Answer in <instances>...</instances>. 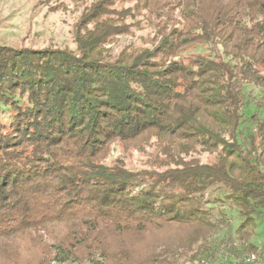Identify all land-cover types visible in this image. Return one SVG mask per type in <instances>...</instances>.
<instances>
[{"label":"trees","instance_id":"trees-1","mask_svg":"<svg viewBox=\"0 0 264 264\" xmlns=\"http://www.w3.org/2000/svg\"><path fill=\"white\" fill-rule=\"evenodd\" d=\"M77 1L75 49L0 44V264H259L264 0Z\"/></svg>","mask_w":264,"mask_h":264},{"label":"rangeland","instance_id":"rangeland-1","mask_svg":"<svg viewBox=\"0 0 264 264\" xmlns=\"http://www.w3.org/2000/svg\"><path fill=\"white\" fill-rule=\"evenodd\" d=\"M82 9L83 4L77 0H0V44L16 48L75 49L74 27ZM147 31V29L137 30L136 37H129L128 41H139L137 37L146 35ZM254 94L259 96L256 99H260L263 95L259 90H255ZM260 113L264 117V108L261 107ZM150 152H153V148H147V146L144 151L134 145L116 144L110 150L109 156L113 161L125 163L131 168H140L149 165L146 162V156ZM197 158L206 163L213 161L215 155L203 153ZM216 194L211 192L210 197L214 198ZM215 209L218 217L222 216L221 211H225L229 222L210 240L214 246L222 243L221 251L216 253L220 254L225 251L226 245L231 243L238 245L237 235L242 218L237 209L230 206L225 199L224 202L218 201ZM249 232L250 235L244 242L253 243L258 250L264 251V210L256 215V226L251 227ZM149 243H152V239L145 241L143 248H147ZM190 256V253L180 256L176 264H193ZM249 256L245 257L246 260L244 259L246 263L253 262V258L257 259L255 252L250 253ZM259 264H264V259L260 260Z\"/></svg>","mask_w":264,"mask_h":264},{"label":"bare ground","instance_id":"bare-ground-1","mask_svg":"<svg viewBox=\"0 0 264 264\" xmlns=\"http://www.w3.org/2000/svg\"><path fill=\"white\" fill-rule=\"evenodd\" d=\"M250 257V256H249ZM253 259H255V258H253ZM246 260V259H245ZM249 261H251V260H249ZM252 262V261H251Z\"/></svg>","mask_w":264,"mask_h":264}]
</instances>
